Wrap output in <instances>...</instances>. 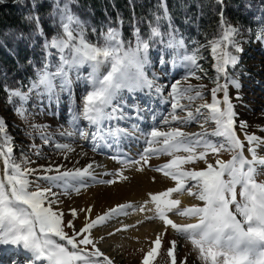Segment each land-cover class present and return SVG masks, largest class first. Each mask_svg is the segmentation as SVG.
<instances>
[{
    "label": "snow or ice",
    "instance_id": "obj_1",
    "mask_svg": "<svg viewBox=\"0 0 264 264\" xmlns=\"http://www.w3.org/2000/svg\"><path fill=\"white\" fill-rule=\"evenodd\" d=\"M40 7L39 0H31L24 17L31 31L6 34L12 44L0 38L9 55L15 43L26 42L35 56L26 57L23 66L31 75L3 85L29 140L17 157L0 117V252L7 264H117L100 245L112 241L122 252L116 235L141 243L140 235L130 233L146 225L157 227L136 249L138 264H188L193 254L192 264H264V123L246 118L252 112L264 121V96L259 107L245 100V80L264 93V56L251 67L243 62L246 45L264 46V0H241L236 20L228 16L229 0H212L217 32L205 35L204 43L186 42L168 0H157L148 17L137 18L133 5L128 37L119 13L115 21L106 17L96 24L90 12L79 11V0H52L46 32ZM204 51L213 61L212 76L200 63ZM162 76L168 82H161ZM190 78H207L212 86ZM62 97L70 101L67 128L36 122L45 113L58 116ZM192 125L199 131H189ZM77 141L83 142L78 153ZM133 143L139 146L135 156L125 151ZM44 146L64 161L69 154L87 157L85 147L92 153L107 150L120 167L107 170L94 158L67 167L47 156ZM224 153L229 158H222ZM33 156L49 162L36 164ZM161 157L166 159L151 163ZM146 169L168 186L95 215L91 204L69 206L66 216V199L95 185L130 182L127 173ZM150 179L154 183L156 176ZM101 228L111 230L96 235ZM180 239L191 244L182 257Z\"/></svg>",
    "mask_w": 264,
    "mask_h": 264
},
{
    "label": "trees",
    "instance_id": "obj_2",
    "mask_svg": "<svg viewBox=\"0 0 264 264\" xmlns=\"http://www.w3.org/2000/svg\"><path fill=\"white\" fill-rule=\"evenodd\" d=\"M40 13L42 16V26L46 32L51 31V19L48 17L50 11V0H39ZM241 0H229L233 5L228 16L232 20L241 17L240 12L235 9V5ZM258 3V0H254ZM31 0H22L17 3L16 0H4L0 4V38L6 43L12 44L10 36L6 34L23 31L28 33L31 26L24 20L28 14ZM157 0H79V11L91 13V20L98 24L106 21V17H111L115 21L117 13L124 19L123 32L125 37L131 35L130 20L132 17L133 5L136 17H148L149 10L154 9ZM168 6L172 12L173 19L180 31L188 39L198 40L204 43L205 35L211 38L217 32L218 17L216 9L212 7V0H168ZM150 18V17H149ZM186 18H190V23L185 24ZM242 22L247 23L246 20ZM146 29V25L141 26ZM16 51L13 55L8 54V49L0 47V106L7 111L13 110V105L6 101V93L3 91L4 83L12 84L14 80H24L27 75H31L30 71H25L26 57H33V48L29 47L26 42H18L13 45ZM39 49H36L38 52ZM204 51L202 54H207ZM7 74V80L5 79ZM26 83V80H25Z\"/></svg>",
    "mask_w": 264,
    "mask_h": 264
},
{
    "label": "rangeland",
    "instance_id": "obj_3",
    "mask_svg": "<svg viewBox=\"0 0 264 264\" xmlns=\"http://www.w3.org/2000/svg\"><path fill=\"white\" fill-rule=\"evenodd\" d=\"M50 1H52V0H50ZM246 48L248 49V51H247V55H245L243 57V62L246 65H248L249 67H251L254 64H258L261 57L264 56V46H259L257 44H251V45H246ZM202 55L205 57V59L200 61L202 67L207 70L208 76L214 75V71L212 69L213 61L211 59L210 53L208 52L207 54H202ZM253 57L255 59H253ZM155 70L157 71L158 74H161V69H160L158 64H156ZM172 75L175 76V78H179V75L176 72H173ZM259 78L260 77H257V79H259ZM190 79H191V82L193 84L204 83V84L208 85L209 87L212 86L210 84V81L207 78H204L200 81H197L194 78H190ZM161 82H164V83L168 82V78L162 76ZM245 83L248 84V87L245 90V97H246V95L248 97H249V95H254V93H262L260 90V87L258 85H256L255 82L249 83L248 81L245 80ZM230 94H231V92H230ZM79 97H80V89L78 88L76 90L75 104L80 103ZM247 100H249V99L247 98ZM253 104L256 107H259V105H257L256 103L253 102ZM69 106H70V101L66 97H62L58 116H52V115L45 113L42 115H38L36 117V122L47 123V124L52 126L53 130L57 129V125H63L65 128H67L68 125H67L66 121L68 118V107ZM161 107H163V106H161ZM29 109L32 110L31 109V102L29 103ZM0 117H3L8 124V132L14 138V144H15L14 153L17 157H19L20 148L25 147V149H27V145L29 143L28 138L24 135V133L22 131L24 126H23L20 118L17 115H15L13 110L7 111L6 109H4L0 106ZM246 118L250 121V123H253V124L264 123V121L259 120L258 114L254 115L252 112L246 113ZM254 129L255 128H252L251 130H254ZM188 130L189 131H199V128L196 125H192ZM61 142H65V141L62 140ZM35 143L39 145V144H41V141L39 139H36ZM82 144H83L82 141H77V148H78L77 153L80 150V147H78V146H80ZM85 151L90 153V150L87 147H85ZM43 152L47 156L51 157V159L53 161H55L56 163L63 162L66 164L67 167H72L74 161H76L77 159H79L80 164L87 161V157H81V156H78L77 154H69V160L64 161L61 156L52 152L51 149H49L47 146L43 147ZM93 155L95 157H98L99 154L98 155L93 154ZM99 156H102V157H105V158L111 160V156H109L107 154H103V155H99ZM164 158H166V157H161L159 159L163 160ZM222 158H224V159L229 158V154L224 153ZM32 159L35 160L36 164H46L49 162L47 159H44V158L37 159L35 156H33ZM152 160L153 161H151V163L153 162V164H158V163H156L158 159L153 158ZM1 164L2 163H0V170H2ZM113 167L118 168V167H120V165L118 163H116V165H114ZM146 171L152 172L151 170H148V169H146ZM127 174H129V173H127ZM65 213L67 216V210H65ZM146 227L141 228L139 233H135V232L130 233L131 235H140L141 236V243L144 245L147 244V241L144 240L143 237L151 235V232H152V231L148 230ZM110 230H111L110 228L109 229L101 228L96 232V235H103L106 231H110ZM114 242L123 244L124 247H123L122 252H116L114 250V248L110 246V244L113 243L112 241L104 242L100 246H101L102 250L105 251L107 254L115 257L117 264H138V258H139L140 253L137 252L136 249L139 248L141 245H135V244L132 245L127 240H124V239L119 240L116 238H115ZM179 244H180V247L178 248V255L179 256L182 257L185 254L190 252V250H191L190 242L183 240V239H180ZM193 258H194V254L190 255L188 257V264H192ZM4 264H7V262H5Z\"/></svg>",
    "mask_w": 264,
    "mask_h": 264
},
{
    "label": "bare ground",
    "instance_id": "obj_4",
    "mask_svg": "<svg viewBox=\"0 0 264 264\" xmlns=\"http://www.w3.org/2000/svg\"><path fill=\"white\" fill-rule=\"evenodd\" d=\"M262 96H264V93L261 95H259V93H255L254 95H249V97H246L245 100L247 101V98L251 99L254 103L259 105ZM251 131L256 132L257 135L261 134L259 130L256 128ZM138 147L139 146L137 144L133 143L132 147L130 149H125V151H128L131 155L135 156ZM90 153H88L87 161L89 158H94L97 162L105 165L107 170L115 169L113 166L116 165L117 163L116 161H113L112 159L109 160L105 157L99 156V155H103L104 153H108L112 155L111 152L105 150L104 152H97V153H92L90 151ZM93 154L95 155L99 154V155L98 157H95ZM158 160L156 163H160L161 161H163L160 159ZM86 162H83L80 165H83ZM1 169H2V164H1ZM97 171H102V170L98 169ZM129 175L131 177L130 182H118L117 184L111 186L95 185L80 197H73L72 200L66 199L63 205L64 209L67 210L69 206L87 207L89 204H91L93 205V215H95L97 213H102L108 207L113 206L115 203L124 202L126 200H134V201L140 200L144 198V195L147 191H158L168 186V181L164 180L159 173H154L145 170L143 173L132 172L129 173ZM152 176H156V181L154 183L150 179ZM146 226L145 227L150 231H152L154 227H157V225H146ZM115 238L119 240L120 239L127 240L126 238L122 237L120 234H117ZM127 241L132 245L142 244L131 240H127ZM7 260L8 257L4 255L2 252H0V264H3Z\"/></svg>",
    "mask_w": 264,
    "mask_h": 264
}]
</instances>
